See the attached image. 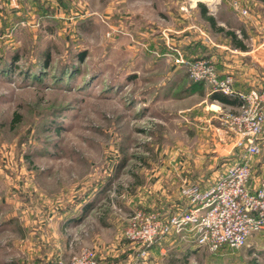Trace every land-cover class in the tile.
Returning <instances> with one entry per match:
<instances>
[{"label": "rangeland", "instance_id": "374dc122", "mask_svg": "<svg viewBox=\"0 0 264 264\" xmlns=\"http://www.w3.org/2000/svg\"><path fill=\"white\" fill-rule=\"evenodd\" d=\"M198 3L224 30L251 9L264 24L260 0H0V264H50L54 236L101 264H264V233L143 256L124 237L133 211L165 212L229 164L188 116L200 96L184 90L198 85L164 60L187 33L220 37ZM161 45L166 56L146 54Z\"/></svg>", "mask_w": 264, "mask_h": 264}, {"label": "built area", "instance_id": "2783aa9c", "mask_svg": "<svg viewBox=\"0 0 264 264\" xmlns=\"http://www.w3.org/2000/svg\"><path fill=\"white\" fill-rule=\"evenodd\" d=\"M233 6L246 14L237 2ZM172 51V61L183 67L189 79L207 85L212 92L239 98L236 109L224 112L220 121L224 135L232 138V149L242 152L204 182L183 185L180 201L169 210L133 211L126 221L124 237L141 243L139 255H145L155 242L183 232L190 233L197 246L209 251L241 247L253 234L264 233V179L251 184L249 165L250 158L260 152L259 140L264 137V89L237 90L230 75L219 76L210 58H189L177 48ZM50 264L98 261L92 250L83 248L67 258L55 256Z\"/></svg>", "mask_w": 264, "mask_h": 264}, {"label": "crops", "instance_id": "0c3cea01", "mask_svg": "<svg viewBox=\"0 0 264 264\" xmlns=\"http://www.w3.org/2000/svg\"><path fill=\"white\" fill-rule=\"evenodd\" d=\"M251 10L249 11V14L245 15V18L247 19L245 22L246 24H244L241 29L237 28L232 30L236 35L235 39L243 44V48L234 45L231 42V39L222 31H217L220 37L215 38L214 42L212 40V43L204 41L203 38L192 37V33L185 34L184 38H178L177 41V45L186 57H209L213 61L219 76L230 75L233 80V86L237 90L244 92L250 88L264 89V24L261 21V17L252 13L253 11ZM251 13L254 15H251ZM148 50L149 49L146 50L147 55L149 53H155L158 57L166 56L165 52L168 51L167 48H163L162 45L157 49L159 54L155 52V49L153 51ZM170 54H167V56ZM164 58L174 72L177 70L184 71L183 67L171 62L170 58ZM192 82L201 87L194 86V88L191 90L189 89V91L184 90V94L187 96H200V99L196 100L193 105L186 108L188 116H191V114L194 113L199 114L196 118L200 121L198 123L200 124L199 126L203 129H209L212 133V144L214 146L213 152L215 153L213 154L214 159L219 157L222 162L228 164L241 155L242 149H232V138L224 135L221 128L222 124L220 118L224 112L235 110L237 104H224L217 100H211L209 99V96L212 91L208 86L204 87L202 83L197 84L194 81ZM188 118L189 117H185L187 122H189ZM259 144L260 152L252 156L249 160L251 184H256L259 179H264V137L259 140ZM199 182H204V180H200ZM204 186V184H201V188H204ZM179 201L180 197L178 194V197L172 201L171 207ZM19 210H22L20 213L23 214V208L20 207ZM76 214L77 213H75L74 216H76ZM61 217L59 216V220ZM8 219L9 218L7 217L2 221L7 222L9 221ZM71 221L74 222V220ZM74 224L75 223H72V225ZM61 227L59 228L63 230V226ZM54 237L55 238H52L53 240L50 241L52 251L43 256L45 261H49L50 259L52 261L53 258L58 255L64 258H67L70 255L71 250H66V244L61 243L56 236ZM167 240H182L188 245H185L187 249H193L197 246L191 239L190 233L183 232L182 234L169 235L163 240L155 242L149 247V249L157 250V247L161 245V242ZM161 250H163V247H161ZM101 262H99V264H101Z\"/></svg>", "mask_w": 264, "mask_h": 264}, {"label": "trees", "instance_id": "16d2710c", "mask_svg": "<svg viewBox=\"0 0 264 264\" xmlns=\"http://www.w3.org/2000/svg\"><path fill=\"white\" fill-rule=\"evenodd\" d=\"M262 2H264V0H260ZM199 7H201V15L203 16L204 20H206L209 25L211 27H213L216 31H222L226 36H228L230 39H231V42L240 47V48H243V44L239 41H237L235 39V33L232 31V30H224V28L220 27V26H216L213 18L209 15L206 14V9L204 8V6L200 3L197 4ZM164 48V46H163ZM204 57V56H203ZM193 58V57H192ZM197 84H199V82H196ZM209 99L211 100H217L219 102H222L224 104H234L236 103L237 106L239 105L240 103V100L238 97H232V96H228V95H225V94H222L220 92H211L210 96H209ZM232 249V248H230ZM97 259V258H96ZM99 264V263H98Z\"/></svg>", "mask_w": 264, "mask_h": 264}]
</instances>
